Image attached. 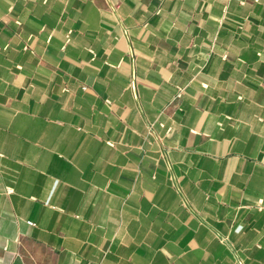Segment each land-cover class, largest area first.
Returning a JSON list of instances; mask_svg holds the SVG:
<instances>
[{
  "label": "crops",
  "instance_id": "1",
  "mask_svg": "<svg viewBox=\"0 0 264 264\" xmlns=\"http://www.w3.org/2000/svg\"><path fill=\"white\" fill-rule=\"evenodd\" d=\"M0 264H264V0H0Z\"/></svg>",
  "mask_w": 264,
  "mask_h": 264
},
{
  "label": "built area",
  "instance_id": "2",
  "mask_svg": "<svg viewBox=\"0 0 264 264\" xmlns=\"http://www.w3.org/2000/svg\"><path fill=\"white\" fill-rule=\"evenodd\" d=\"M29 223H31V222H29Z\"/></svg>",
  "mask_w": 264,
  "mask_h": 264
}]
</instances>
